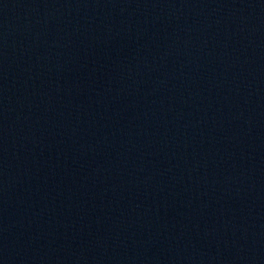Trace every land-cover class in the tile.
<instances>
[{
  "label": "water",
  "instance_id": "water-1",
  "mask_svg": "<svg viewBox=\"0 0 264 264\" xmlns=\"http://www.w3.org/2000/svg\"><path fill=\"white\" fill-rule=\"evenodd\" d=\"M0 264H264V0H0Z\"/></svg>",
  "mask_w": 264,
  "mask_h": 264
}]
</instances>
